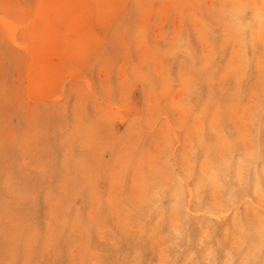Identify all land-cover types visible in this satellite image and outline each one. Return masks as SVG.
<instances>
[{
  "label": "rangeland",
  "instance_id": "1",
  "mask_svg": "<svg viewBox=\"0 0 264 264\" xmlns=\"http://www.w3.org/2000/svg\"><path fill=\"white\" fill-rule=\"evenodd\" d=\"M261 14L0 0V264H264Z\"/></svg>",
  "mask_w": 264,
  "mask_h": 264
},
{
  "label": "bare ground",
  "instance_id": "2",
  "mask_svg": "<svg viewBox=\"0 0 264 264\" xmlns=\"http://www.w3.org/2000/svg\"><path fill=\"white\" fill-rule=\"evenodd\" d=\"M236 1H237V0H236ZM239 1H240V0H239ZM195 13H196V12H195ZM261 16H262V14H261ZM261 16H260V17H261ZM263 17H264V16H262V19L264 20V18H263ZM263 41H264V40H263ZM258 130H259V129H258ZM52 203H53V202H52ZM50 221H51V220H50ZM189 244H190V243H189Z\"/></svg>",
  "mask_w": 264,
  "mask_h": 264
}]
</instances>
